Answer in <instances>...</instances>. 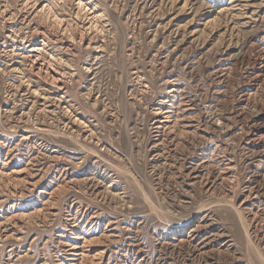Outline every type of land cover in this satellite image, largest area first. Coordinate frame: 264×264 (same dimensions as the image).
<instances>
[{
    "label": "rangeland",
    "instance_id": "374dc122",
    "mask_svg": "<svg viewBox=\"0 0 264 264\" xmlns=\"http://www.w3.org/2000/svg\"><path fill=\"white\" fill-rule=\"evenodd\" d=\"M0 264H264V0H0Z\"/></svg>",
    "mask_w": 264,
    "mask_h": 264
},
{
    "label": "bare ground",
    "instance_id": "6f19581e",
    "mask_svg": "<svg viewBox=\"0 0 264 264\" xmlns=\"http://www.w3.org/2000/svg\"><path fill=\"white\" fill-rule=\"evenodd\" d=\"M25 4V3H24ZM43 6V5H42ZM34 30V29H33ZM35 30L37 31V32H40V29L39 28H35ZM40 33H43V31L42 32H40ZM28 38V37H27ZM49 42H51L49 39H46V41H45V44L44 45H48L49 44ZM38 51H39V48H36V47H32V49L30 50V52H32V53H34L35 55H36V53H38ZM36 57H38V54H37V56ZM39 59V58H38ZM36 61V60H35ZM37 63V62H36ZM41 67V66H40Z\"/></svg>",
    "mask_w": 264,
    "mask_h": 264
}]
</instances>
